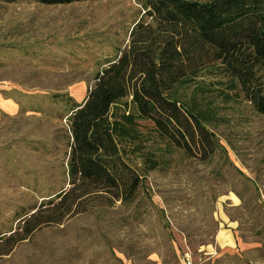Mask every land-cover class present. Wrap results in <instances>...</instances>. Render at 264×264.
I'll use <instances>...</instances> for the list:
<instances>
[{
  "label": "rangeland",
  "instance_id": "rangeland-1",
  "mask_svg": "<svg viewBox=\"0 0 264 264\" xmlns=\"http://www.w3.org/2000/svg\"><path fill=\"white\" fill-rule=\"evenodd\" d=\"M144 14L138 0L0 1V93L29 107L35 95L41 110L0 124V264H264V115L218 66L168 97L199 116L225 152L191 158L149 119L139 121L141 139L124 145L144 179L136 203L44 225L18 242L21 221L71 188L68 108L52 97L83 103ZM258 76L264 87V68ZM119 107L129 116L132 98Z\"/></svg>",
  "mask_w": 264,
  "mask_h": 264
},
{
  "label": "trees",
  "instance_id": "trees-1",
  "mask_svg": "<svg viewBox=\"0 0 264 264\" xmlns=\"http://www.w3.org/2000/svg\"><path fill=\"white\" fill-rule=\"evenodd\" d=\"M34 1L60 6L100 0ZM138 3L145 14L134 26L129 45L97 74L84 102L77 103L66 94L52 97L68 108L65 159L71 188L49 199L44 211L37 210L21 221L23 237L18 242L44 225L95 215L97 208H111L116 203L132 207L144 179L124 145L141 139L139 121L149 119L161 136L191 158L205 155L204 160H209L220 149L225 152L199 116L168 97L197 71L218 66L237 80L245 99L264 115V87L258 76V69L264 68V0ZM129 97L133 109L127 116L119 103ZM28 99L37 106H23L24 111L41 113L36 96ZM125 108L129 109L128 103ZM259 192L256 190L262 200Z\"/></svg>",
  "mask_w": 264,
  "mask_h": 264
},
{
  "label": "crops",
  "instance_id": "crops-1",
  "mask_svg": "<svg viewBox=\"0 0 264 264\" xmlns=\"http://www.w3.org/2000/svg\"><path fill=\"white\" fill-rule=\"evenodd\" d=\"M5 92L0 93V124L2 123L3 118L16 117L21 111L26 109L23 106L28 107V105H22L18 98H14L10 91ZM3 94H5V96Z\"/></svg>",
  "mask_w": 264,
  "mask_h": 264
}]
</instances>
